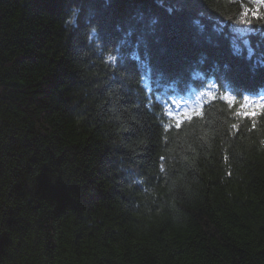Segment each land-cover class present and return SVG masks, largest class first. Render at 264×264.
Returning <instances> with one entry per match:
<instances>
[{"label":"trees","instance_id":"16d2710c","mask_svg":"<svg viewBox=\"0 0 264 264\" xmlns=\"http://www.w3.org/2000/svg\"><path fill=\"white\" fill-rule=\"evenodd\" d=\"M255 1L0 0V264H264Z\"/></svg>","mask_w":264,"mask_h":264},{"label":"bare ground","instance_id":"6f19581e","mask_svg":"<svg viewBox=\"0 0 264 264\" xmlns=\"http://www.w3.org/2000/svg\"><path fill=\"white\" fill-rule=\"evenodd\" d=\"M89 20H93V19H95V16H94V14H90L89 15ZM89 20H87V23L89 22ZM117 38H119V37H117ZM124 39V37H122V38H119L118 39V41L120 42V41H122ZM234 39H232L231 41H233ZM245 41L246 42H249V38H248V36L246 35L245 36ZM141 42V41H140ZM254 42H256V43H254L253 45H252V47L253 48H257V49H259L258 48V44L257 43H260L259 41H256V40H254ZM250 44V43H249ZM260 44H262V43H260ZM141 47H143L145 44L144 43H142L141 42ZM115 47V53L114 52H103V54H104V56H111L112 58L114 57V55L116 54V52H118V50H120L121 49V46L120 45H115L114 46ZM101 49H102V47H101ZM136 49H138L137 48V46L136 45H133V44H131V43H127V47L125 46V49H122L121 51H120V57L122 56V58L120 59V57H119V55L117 56V55H115L116 57H118V59H119V63H121V64H125L128 60H130V58H132V61L133 62H135V64H136V67H137V69H138V67H141V68H144V69H147V70H149L150 71V73H153V71H151V68H150V66L151 65H149V63H145V62H142L141 61V59H140V56L138 55V54H134V52H135V50ZM98 51H101L100 49H98ZM124 51L125 52H129V54L131 55L130 56V58L129 57H126L125 56V54H124ZM115 58V57H114ZM139 60V61H138ZM105 64H108V62L107 61H103ZM199 62L201 63V64H203V60H199ZM139 63V64H138ZM138 70H140V69H138ZM147 70H146V75H147ZM157 73H159V72H157ZM160 76L161 77H163V73L162 72H160ZM156 77H158V76H156ZM145 78H147V76L145 77ZM142 79H139V81H141ZM139 84H140V82H139ZM232 86H234V85H231V84H229L228 85V87L230 88V87H232ZM227 87V86H226ZM227 87V88H228ZM232 89V88H231ZM256 89V88H255ZM234 90V89H233ZM256 91L255 90H246V92L243 94V95H245V96H247L249 93L250 94H254ZM228 95H231V96H233V97H235V100L238 98V96L240 95V93H232V92H228L227 93ZM255 98H256V100H258L259 99V95H255ZM234 100V101H235ZM192 101H193V99H192ZM207 105V104H206ZM179 120V122L181 121L180 119H178ZM183 121V120H182ZM163 123V122H162ZM175 123V122H174ZM165 126V128L168 130V131H171V130H169L168 128H170V126H167L166 124L164 125Z\"/></svg>","mask_w":264,"mask_h":264},{"label":"snow or ice","instance_id":"6c2138e0","mask_svg":"<svg viewBox=\"0 0 264 264\" xmlns=\"http://www.w3.org/2000/svg\"><path fill=\"white\" fill-rule=\"evenodd\" d=\"M259 2V0H258ZM252 17L254 18H259L260 14L258 12L253 11L251 13ZM241 18L246 22L248 20V10L245 9V11L241 14ZM209 95H212L211 93ZM226 100L229 101V103L234 102L235 97L231 96V95H225L224 97ZM245 101L247 102L248 100H250V98H244ZM245 108H251V111H243L241 114L247 118V117H252L255 118L258 115L257 109L261 108L264 109V104H257L255 106L252 105H248L247 103L244 106Z\"/></svg>","mask_w":264,"mask_h":264},{"label":"rangeland","instance_id":"374dc122","mask_svg":"<svg viewBox=\"0 0 264 264\" xmlns=\"http://www.w3.org/2000/svg\"><path fill=\"white\" fill-rule=\"evenodd\" d=\"M251 1H252L253 3L256 2L255 0H251ZM253 8H254V6L252 7V9H253ZM245 9H246V8H244V11H245ZM248 12H249V10H248ZM243 31H244V29H241V28H240V29H235V30H234V32H236V33L238 34L239 38H241L240 41H241V42H244L243 44H245V42H246V41H245V37H244L245 32H243ZM237 43H238V47H241L240 43H239V42H237ZM245 45H246V44H245ZM246 103H247L248 105H250V101H247ZM252 106H254V105H252Z\"/></svg>","mask_w":264,"mask_h":264}]
</instances>
